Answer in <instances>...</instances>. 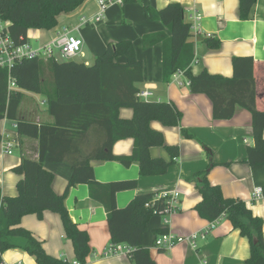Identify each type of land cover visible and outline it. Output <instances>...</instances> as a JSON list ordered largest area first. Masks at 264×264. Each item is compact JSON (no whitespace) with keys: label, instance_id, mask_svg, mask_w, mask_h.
<instances>
[{"label":"trees","instance_id":"obj_1","mask_svg":"<svg viewBox=\"0 0 264 264\" xmlns=\"http://www.w3.org/2000/svg\"><path fill=\"white\" fill-rule=\"evenodd\" d=\"M85 1L0 0V18L8 23L7 33L12 42L20 46L27 42L28 30H53L60 14L73 12ZM255 2L238 0L240 19H248ZM144 13L149 21L161 22L169 32L168 36L157 32L142 37L145 48L158 43L162 46V82L166 84L174 74L182 72L193 93L208 96L212 118L218 121L231 119L237 107L247 110L252 118L253 145L246 148L243 162L250 167L264 165V110L257 107L253 58L233 57L231 78L205 70L193 75L190 71L195 60L193 32L191 24L184 21L183 7L171 2L162 9L146 6ZM205 42L210 49H218L220 45L219 40L212 37H207ZM121 58H125L124 62L118 61ZM143 79V62L135 56L134 45L128 40L108 44L90 66L73 60L57 62L33 57L15 62L10 69L0 67V121L15 122L18 137L38 141L39 157L36 160L22 157L20 164L13 168L16 174L23 175L16 184V196L6 197L0 191V264H4L2 253L15 248L33 256L36 264H71L66 259L47 255L42 243L21 226L22 217L35 214L41 219L47 211L59 216L63 233L72 242L75 261L86 264L91 252L88 234L71 221L64 206L66 192L79 183L87 185L90 198L103 205L111 245H127L132 264H155L142 245V234L150 218L162 215L170 197L138 194L126 207L119 208L116 194L134 188L135 181L99 183L91 166L94 160H114L125 167L137 163L141 176H160L180 155L178 146H165L162 134L150 127L152 121L175 127L179 124L180 112L168 102L140 100L138 85ZM23 92L44 96L52 123L19 118ZM125 107L133 110L132 118L119 117V110ZM91 131L98 141L88 152H83ZM181 134L191 137L184 130ZM128 137L134 140L131 155H114L113 144ZM159 146L165 147L170 161L150 156L149 149ZM45 158L56 164L67 162L71 167L72 174L63 195H57L51 188L54 174L44 168ZM213 165L210 160L208 169L193 177L200 195L195 207L198 216L210 223L228 219L233 228L248 239L247 264H264L262 218L254 216L244 201L225 198L220 186L209 184L207 174Z\"/></svg>","mask_w":264,"mask_h":264},{"label":"crops","instance_id":"obj_2","mask_svg":"<svg viewBox=\"0 0 264 264\" xmlns=\"http://www.w3.org/2000/svg\"><path fill=\"white\" fill-rule=\"evenodd\" d=\"M98 1L86 0L73 12L60 14L57 27L53 30H28L27 43L33 49H41L58 35L68 34L82 41L73 61L90 66L108 44L131 41L135 56L143 62L144 79L138 88L152 93L145 101L168 102L180 112V121L175 127L165 126L160 121L150 123V127L164 137L165 146H178L180 155L165 174L144 177L140 175L137 163L125 167L114 160H94L91 166L96 181H135L134 188L116 194L115 202L119 208L126 207L138 194L177 196V212L153 216L142 234V245L150 252L155 264H247L250 256L248 239L242 237L228 219H219L209 229L211 223L198 216L195 207L200 202V195L193 177L198 172L206 171L212 160L214 165L207 174L209 184L220 186L225 198L244 201L254 216L262 218L264 239V197L257 201L251 199L255 188L264 189V165L250 167L243 162L247 155L246 148L253 145L251 115L244 108L237 107L231 119L215 120L208 96L193 93L183 74H174L164 84L162 46L158 43L145 48L142 37L157 32L169 35L161 22L149 21L145 17L144 7L162 9L171 2L178 3L184 9V21L191 24L193 32L195 60L190 67L192 74L198 75L205 70L212 75L231 78L232 58L251 56L254 60L257 107L264 110V0H256L246 20L239 18L238 0H137L125 4L122 0H108L102 19L94 22L92 19L100 10ZM82 18L89 22L83 24ZM207 35L219 40L218 49L207 46ZM124 60L118 59L119 62ZM62 61L66 60L57 62ZM23 94L18 108L20 119L43 124L53 122L47 113L44 96L30 92ZM132 116L131 108L119 110L122 119ZM181 130L191 137L182 136ZM2 133L15 136L18 141L12 155L0 151V191L3 196L13 197L17 195V182L23 178L13 168L20 164L22 157L39 158L38 141L18 137L12 121L6 119L0 121ZM262 134L264 137V130ZM88 140L82 147L83 152H88L98 141L94 131L89 133ZM133 146V138L119 140L113 144L112 153L117 156L131 155ZM149 154L152 158L170 161V154L164 146L151 147ZM43 166L54 174L52 190L57 195H63L72 174L70 165L67 162L51 163L45 158ZM64 206L71 221L88 234L91 252L86 264H132L126 254L104 256V250L111 246L106 213L102 204L90 198L87 185L79 183L70 187L64 197ZM20 223L42 243L47 255L66 259L70 263L75 261L72 242L65 237L57 214L47 211L41 219L30 214L22 217ZM162 230L182 236L197 234L196 247L179 244L170 250L156 249L154 241ZM119 245L127 247L125 244ZM1 256L4 264H36L33 256L19 248L6 250Z\"/></svg>","mask_w":264,"mask_h":264},{"label":"built area","instance_id":"obj_3","mask_svg":"<svg viewBox=\"0 0 264 264\" xmlns=\"http://www.w3.org/2000/svg\"><path fill=\"white\" fill-rule=\"evenodd\" d=\"M108 0H99L98 6L100 8L98 14L93 17L94 22H99L102 19L103 14L106 11V7L108 5ZM81 22L83 24L89 22L87 19L82 18ZM8 23L6 25L5 21H2L0 18V67L10 69V67L17 61H20L24 58H39V59H54V52L59 53L61 58L64 60H73L75 56L78 54L80 47L82 46V41L77 38H73L68 34H60L58 37L52 41L50 44L43 46L41 49H33L26 42L23 45L16 46L15 43L12 42L10 37L8 36L7 29ZM207 37H210L207 35ZM178 74H182V72L178 71ZM11 86L14 84L11 83ZM189 86V83H187ZM152 96V93L146 89H141L137 94V97L140 100H145ZM12 126L14 131H16L17 125L15 122H12ZM0 151L5 155H12L15 147L18 146V141L15 136L9 137L2 133L0 140ZM168 195V194H167ZM166 194L162 196H167ZM170 198L167 201L168 206L162 211V215H170L177 212L176 207V195H168ZM264 197V189L262 187L255 188L251 194V199L254 201L259 200ZM218 221V220H217ZM211 222L209 229H211L214 224L217 222ZM203 238V236H201ZM198 235H190V236H182L175 235L172 232L166 231L158 236L154 241V248L159 250H170L173 247L179 244H188L190 247H196V240ZM129 247H121L119 244H113L104 250V256H114V254L122 253L128 256ZM71 264H78V262L74 261Z\"/></svg>","mask_w":264,"mask_h":264},{"label":"rangeland","instance_id":"obj_4","mask_svg":"<svg viewBox=\"0 0 264 264\" xmlns=\"http://www.w3.org/2000/svg\"><path fill=\"white\" fill-rule=\"evenodd\" d=\"M54 57L56 58L57 61L64 60V58H61L59 53H57V52H54Z\"/></svg>","mask_w":264,"mask_h":264}]
</instances>
